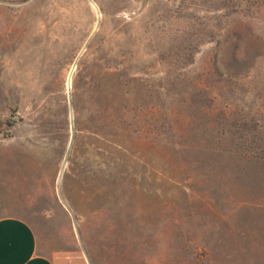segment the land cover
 <instances>
[{
	"label": "rangeland",
	"instance_id": "374dc122",
	"mask_svg": "<svg viewBox=\"0 0 264 264\" xmlns=\"http://www.w3.org/2000/svg\"><path fill=\"white\" fill-rule=\"evenodd\" d=\"M5 217L90 264H264V0H0Z\"/></svg>",
	"mask_w": 264,
	"mask_h": 264
},
{
	"label": "crops",
	"instance_id": "0c3cea01",
	"mask_svg": "<svg viewBox=\"0 0 264 264\" xmlns=\"http://www.w3.org/2000/svg\"><path fill=\"white\" fill-rule=\"evenodd\" d=\"M0 264H90L79 253H46L27 221L0 218Z\"/></svg>",
	"mask_w": 264,
	"mask_h": 264
},
{
	"label": "trees",
	"instance_id": "16d2710c",
	"mask_svg": "<svg viewBox=\"0 0 264 264\" xmlns=\"http://www.w3.org/2000/svg\"><path fill=\"white\" fill-rule=\"evenodd\" d=\"M232 62H234L236 65H242V64H244V61H242L240 57H234L232 59Z\"/></svg>",
	"mask_w": 264,
	"mask_h": 264
},
{
	"label": "bare ground",
	"instance_id": "6f19581e",
	"mask_svg": "<svg viewBox=\"0 0 264 264\" xmlns=\"http://www.w3.org/2000/svg\"><path fill=\"white\" fill-rule=\"evenodd\" d=\"M70 74H72V73H70ZM72 76V75H71ZM71 80V79H70ZM70 88V87H69ZM60 184V183H59Z\"/></svg>",
	"mask_w": 264,
	"mask_h": 264
}]
</instances>
